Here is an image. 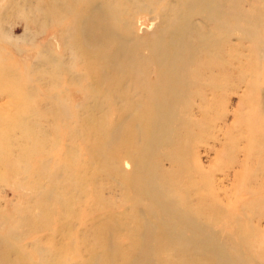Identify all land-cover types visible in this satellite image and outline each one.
Listing matches in <instances>:
<instances>
[{
  "label": "rangeland",
  "instance_id": "1",
  "mask_svg": "<svg viewBox=\"0 0 264 264\" xmlns=\"http://www.w3.org/2000/svg\"><path fill=\"white\" fill-rule=\"evenodd\" d=\"M31 1L33 12L18 7L24 0H0L2 63L12 73L0 82V264H127L133 240L113 234L121 253L107 256L101 234L105 223L123 220L122 212L134 213L128 189L112 171L135 168L117 165L114 152L98 146L116 121L124 116L126 130L133 116L118 115L113 94L78 75L84 64L77 48L75 58L65 54L76 70L73 78L53 68L52 55L63 47L54 35L70 19L57 25L49 4L38 9L39 0ZM137 19L139 35L160 23L141 12ZM69 33L75 36L73 29ZM225 37L177 102L151 167L160 165L175 179L168 197L179 201L193 183L219 208V221L207 230L216 249L230 256L235 236L243 242V257L250 253L253 264H264V59L251 51L253 43L238 35L225 43ZM138 126L142 147L143 117ZM178 161L187 176L180 175ZM120 233L127 234L124 228ZM165 254L157 264L173 259L172 252Z\"/></svg>",
  "mask_w": 264,
  "mask_h": 264
},
{
  "label": "bare ground",
  "instance_id": "2",
  "mask_svg": "<svg viewBox=\"0 0 264 264\" xmlns=\"http://www.w3.org/2000/svg\"><path fill=\"white\" fill-rule=\"evenodd\" d=\"M48 1L39 0L37 7L49 4L57 25L70 19L54 35L63 47L61 52L52 55L53 68L64 69L73 78L76 70L67 65L65 54H73L75 58L77 48L76 56L84 64V72L78 75L92 78L105 92L112 93V105L118 115L133 116L129 129H123L127 121L121 117L104 132L98 146L110 156L114 152L111 160L117 165L125 162L135 168L132 172L118 167L112 171L120 178L121 188L128 189L126 199L134 213L129 216L127 211L122 212L123 220L120 223L114 220L119 231L126 230V235L119 234L116 223H105L106 230L101 236L107 256L121 253L120 239L113 236L117 234L133 240L127 247V264H157L156 258L166 256L169 251L173 259L164 258V264H253L256 258L250 253L242 256L243 242L238 237L232 236L230 256L216 249L208 239L211 223L219 221L216 215L219 208L209 203V197L199 187L192 188L193 183L184 188L179 201L168 197L175 179L162 171L160 165L152 168L151 162L162 144V130L172 121L170 116L176 111L186 87L196 83L195 78L204 68L210 51L217 50L215 55L219 54L222 34L226 36L225 43L234 35H238L240 42L253 43L251 51L257 59H264V0ZM18 7L33 12L34 2L24 0ZM140 12L160 20L151 33H137L141 20L136 18ZM71 29L75 32L72 38ZM48 46L52 48L50 41L46 43ZM3 58L0 50V82L12 74L3 67ZM214 65L208 62L206 66ZM192 67L195 74L190 78ZM121 102L127 106L121 108ZM142 117L145 133L143 146L139 147L138 125ZM177 165L180 175L187 176L185 166L179 161ZM152 244L159 249L152 250Z\"/></svg>",
  "mask_w": 264,
  "mask_h": 264
}]
</instances>
